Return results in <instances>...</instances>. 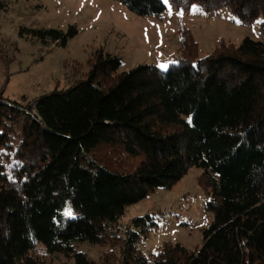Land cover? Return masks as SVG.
Instances as JSON below:
<instances>
[{
    "label": "trees",
    "instance_id": "1",
    "mask_svg": "<svg viewBox=\"0 0 264 264\" xmlns=\"http://www.w3.org/2000/svg\"><path fill=\"white\" fill-rule=\"evenodd\" d=\"M141 16H161L165 0H118ZM176 10L225 7L251 24L264 0H167ZM0 1V7L3 6ZM77 33L20 29L65 45ZM179 55L166 70L98 50L84 78L29 102L0 95V264H101L78 243L120 244L114 264H264V40L220 42L199 55L192 30L179 28ZM191 117V122L189 118ZM191 167L210 194L213 220L203 244L141 245L156 213L127 208L170 189Z\"/></svg>",
    "mask_w": 264,
    "mask_h": 264
},
{
    "label": "rangeland",
    "instance_id": "2",
    "mask_svg": "<svg viewBox=\"0 0 264 264\" xmlns=\"http://www.w3.org/2000/svg\"><path fill=\"white\" fill-rule=\"evenodd\" d=\"M0 1L4 3L0 7V95L21 102L84 78L98 50L121 58L119 72L141 64L169 67L179 55L181 24L192 30L200 56L212 53L222 41L239 45L246 37L264 40L261 17L247 24L225 7L208 10L194 5L186 12L167 1L168 9L161 16H141L118 0ZM72 26L77 33L65 45L20 35L23 27L59 28L67 33ZM202 173L203 169L191 167L172 188H158L129 206L120 221L122 234L135 217L156 213L159 226L143 240L144 252H154L166 242L201 247L202 229L213 220V213L206 209L210 194L201 185ZM77 249L101 264H114L120 256L118 243L83 242ZM51 261L73 264L62 254Z\"/></svg>",
    "mask_w": 264,
    "mask_h": 264
},
{
    "label": "snow or ice",
    "instance_id": "3",
    "mask_svg": "<svg viewBox=\"0 0 264 264\" xmlns=\"http://www.w3.org/2000/svg\"><path fill=\"white\" fill-rule=\"evenodd\" d=\"M165 2L167 3V0H165ZM160 67L166 69L168 67V65L167 64H162V65H160ZM189 122H191V117L189 118Z\"/></svg>",
    "mask_w": 264,
    "mask_h": 264
}]
</instances>
